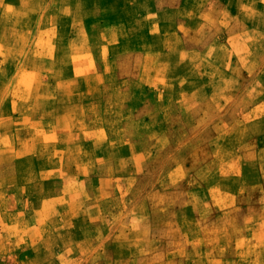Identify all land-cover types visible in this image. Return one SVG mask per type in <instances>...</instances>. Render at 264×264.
Wrapping results in <instances>:
<instances>
[{"label":"rangeland","instance_id":"1","mask_svg":"<svg viewBox=\"0 0 264 264\" xmlns=\"http://www.w3.org/2000/svg\"><path fill=\"white\" fill-rule=\"evenodd\" d=\"M0 264H264V0H0Z\"/></svg>","mask_w":264,"mask_h":264}]
</instances>
